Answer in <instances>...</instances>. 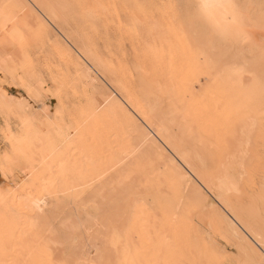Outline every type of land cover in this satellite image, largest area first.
Listing matches in <instances>:
<instances>
[{"label": "bare ground", "instance_id": "bare-ground-1", "mask_svg": "<svg viewBox=\"0 0 264 264\" xmlns=\"http://www.w3.org/2000/svg\"><path fill=\"white\" fill-rule=\"evenodd\" d=\"M192 1L196 4L197 8H199L201 19L205 22L209 21L210 23L218 25L225 19V17L234 19V12L231 8L230 0ZM92 2L91 3L94 5H91L94 7L92 9L90 8V10H94V12L101 11L102 9L100 8H103L104 5L106 6V3H108L106 2L104 4L102 3V0H92ZM98 2H101L100 6L98 5ZM134 2L132 1V3ZM77 3L79 4V2ZM84 3L85 2H83V4ZM3 4L4 1L3 3L0 2V76H2L4 81H6V79H10L12 84L16 78H18L17 80L19 82L24 83L26 81L31 83L30 88L27 87L28 97L30 96L29 99L31 101V96L34 95L37 102V98H40V94L43 93V91L42 93H38V89L44 83L37 80L39 75L36 72L37 70L34 69L37 66V64L35 66V63H38V60L35 63L34 61L36 60L32 61L33 65L31 64L32 62L29 61V66L31 64L32 67L27 65L28 69H26L25 64V67H20L23 68V71L21 72V76L18 77L16 73L17 71L15 70L16 68H14L16 66L15 64H12V60L15 58V55H11L14 53L13 48L11 51L13 53L10 52V54L8 52L9 47H11L8 46L11 39L14 41H19L18 43H20V41L23 42L24 37L22 38L23 33L21 31V27L25 25V21H23V24L19 23L20 17L16 11L13 13L14 7H11V2L10 4L8 3V5L6 3L4 5ZM83 4L82 7L84 6ZM203 4H207L209 7L203 8ZM79 6H81V2ZM85 6H88V4H85ZM134 6L136 7V4ZM82 7L81 9L84 12H90L89 7V11L86 10L87 7H84L85 10ZM96 8L100 10H97ZM110 10L117 12L115 7L110 8ZM46 11H48V9ZM84 12H81V14ZM97 15L98 18H100V15ZM82 17L84 21L83 23L87 24L89 17H85V14H83ZM178 24V27H175L174 24L172 26V24L169 25L167 23L168 32L172 37L171 39L168 38L169 40L167 42H164V44L166 43L165 46L161 45V48L163 49L159 47L157 50V44L154 43L156 45H149L144 52L146 54V56H144L149 58L148 61H153V67L155 64H157L156 67L163 69V73H160V70V74L157 73L158 70L154 73L152 72V74L149 76L150 81L147 82L148 84L144 86L141 91L143 95L142 98L136 96V87L134 89L133 87L131 88L128 86V89L122 84V78H125L129 72H126L128 69L125 67H123L125 69L118 67L114 70L117 75L120 70L121 74L118 75L119 78L122 77V70H126L124 73L126 72L127 74L121 78L122 83L120 82L117 88L116 86L113 88L117 89L120 94L124 95V101L122 100L123 103H121L122 101H120L119 98L112 96V93H108L107 97L102 101V104L106 105H101V103L97 101L96 97L90 93L91 91L88 89L90 80L89 78L92 75L94 76L95 73L98 74V71L95 70L94 66L89 61L88 54L86 52L83 50H77L78 53H76L75 51L70 50L68 47H65L64 50H58L57 54L59 61L64 64L66 72L71 73L70 71H72L74 75L73 78L70 80L68 79L67 75H62L61 77L56 76L49 79L51 80L52 87L54 88L53 90H56L55 92H57L56 95L54 94L55 96H53L52 92V96L55 98L59 109L57 110V115L54 114L56 116L51 115L53 116V120H49L50 118H47L46 121L42 122V118L40 122L36 118L39 121L38 122L35 117L27 113V106L20 102V100L23 98L22 96L24 95L22 87H19L22 83L14 84L12 86L11 90H14L16 94L11 95L7 88H3L4 81L0 82V114L5 120V122H3L5 123V132L7 133L4 135V137L5 140H7V149H10L8 150V153H4L3 156L0 153V174H2L0 175L2 177L1 179L7 187L13 184L11 182V170L13 164L18 166L20 172H22V167H19V165L23 166V172H25L23 175L24 179V176L28 177V175L33 177L32 178L29 176L30 178L27 179L30 183L24 184V179L18 176V178L20 177L19 183L21 184L18 185L19 189L15 186L17 191H15L16 189L14 188L15 190L7 194L3 193L4 191L2 192L0 189V264L4 263L5 260L3 259L5 257H10L8 256L10 255V252L11 255L14 254L12 264H53V262H55V264H64L63 261L56 262V259L55 261H52V258L49 256V254L46 255V252L45 255L43 253L44 258L42 259L41 263L40 259L39 263H37L38 259L27 261L23 257L27 254L29 255V253L31 256V250L36 251L35 248L39 247L37 246L39 243L44 244L41 239H44L43 237L48 234V226L45 227L47 223H45V220L43 219V222H40V216H38L44 204L45 197L49 195H55L54 197H56L59 194H64L65 196L66 194L70 199H79L78 196L80 194V188L86 185L90 186V184H94L95 181L98 182V180L101 179L103 175L106 176V174H109L110 170L114 169L116 165L119 164L117 162L121 160L120 157L117 159V162L115 161L117 153L120 154L123 150V152L129 155V153L133 152L131 151L133 145L131 147L129 146L131 143H127L130 142L127 140L133 135H136L137 137L139 136L140 142H143L145 146L150 148V150H153L156 153V159H159V161L162 163L161 167L158 166L159 163L155 165L156 163L154 161L153 162L155 164L152 162V159L155 158L152 154L153 158L150 159L151 161L147 159L148 168H146L147 165H145V162L142 160V163H144L143 168H139L136 172L134 170L133 173L136 175L135 178L139 177L140 180L144 182V187H147V196L151 198V205L149 207L141 205V207H137V209L134 208L135 210H131V216L135 217L136 220L138 219V221H141L142 219L147 220L148 217H152L149 218L150 222L151 220L154 222L153 217L155 218L156 215H158L160 218L161 216H164L165 218L167 217L169 219L167 220L162 217L164 222L168 221L166 222L167 227H169V224L172 226L171 231L168 230L171 229V227L167 228L164 226V222H161V224H163V226L167 229L166 230L163 227L165 235H167L166 233L169 234L170 232L171 234L173 232L171 237L169 236L170 234L167 235V240L163 235L162 238L164 240L160 241V244H163L160 245V247H163L162 251H164V255L166 253L163 260L164 264H177L182 262L184 264H187L188 262L190 264H194V262H196L194 249L198 250V253L195 252V254H197V261H199V258L203 255V253H206L204 252V249L206 248H202L203 251L201 249V247L204 246H201V244L205 243L204 239H200L202 243L199 242L200 244L197 246L196 244L193 245L194 242L196 243L198 241L196 238H200V236H202L200 234L203 233L201 226H203L202 222L204 217V222L207 220V218H209L208 226L211 225L212 230L215 232L214 235L217 234L215 236L219 237L218 239L224 243L225 248L233 249L236 252L235 254H237L238 258L237 260H234L235 262H239H236L237 264H264V46H262L260 50H258L256 53H253L249 57V61L245 70L242 68V64H239L240 66L238 65L239 68L234 67L233 62L235 61H231L229 56V60L226 59L223 65L220 62V67L214 59H211L210 56V59L204 56V51L207 47L206 45V47L202 45V41L204 39L201 41L202 43H200L198 39H195L196 37L194 38V36L189 35L191 32L185 29L187 26L184 27L182 22L181 24ZM89 27L91 28V32L95 34L97 33V29L93 25L90 24ZM123 27L124 26L122 25L121 28ZM45 28L46 26L43 23L38 24V31L41 36H44L45 34L48 36L47 29ZM27 31H29V28ZM117 31L119 32V28ZM26 35L27 33L25 32L24 36L26 37ZM154 40H152V43ZM166 40L164 38L162 42ZM204 42L205 44L208 43L205 40ZM14 44L17 43L15 42ZM22 45L23 44H21V46ZM25 48H27V46ZM91 50L93 53H96V49L92 46ZM143 50L145 49L143 48ZM92 52L89 54H93ZM226 55L223 57L227 58ZM200 60L202 65H200ZM151 61L149 62L150 64ZM215 62L220 68L216 67ZM108 65L110 69H113V66L110 63H108ZM199 65L200 67L205 66L203 67V71H199L200 68L198 71L202 72L204 76H207L209 83L207 82V85H202L205 86L204 88H201L202 86L199 87L201 90L196 92L194 91V88H191L192 86H188L182 83L185 81L178 79H183L184 76H186H183L186 68L190 70L192 66L196 68ZM29 68L31 70H29ZM197 69L198 67L195 69L196 72ZM217 69L218 71H215ZM34 71L36 72L37 77L34 75ZM186 71L188 72V70ZM190 72L193 74L195 73V76L198 75L197 77L199 78L200 74L197 73L196 75L194 69L193 72L192 69ZM164 74L165 76H163ZM161 77L163 80L165 77V80L167 81L168 79L167 82H170L173 85L167 84L168 88L166 87L165 89L154 87V82L159 80ZM128 78H130V74L125 78V80H128ZM127 80L124 82L127 83ZM146 80H149V78ZM160 81L161 80L158 82H162L163 84V81ZM194 82L197 83L195 79ZM176 83L178 85H175ZM76 84H80L82 87V96L85 102V105L82 107H73V105H71V98L64 97V93L62 94L64 89L68 88L69 85V89H71L72 86L75 87ZM159 86H161V84ZM71 94H74V92H71ZM159 94H166L165 96L170 94V105L171 110L173 111L171 113H173V117L177 119L184 128L182 130V127L180 128L178 124H176L180 128L181 133H186V135L189 133L190 135H188L190 137L191 132H193L192 136L194 135V132H198V134L200 133L202 135H207V141L208 138L213 139V136H211L213 132L219 133L220 139L218 140L217 138V140H215L217 136L216 133V136L213 139L219 143V146H221L219 150L217 149L218 143L215 142L217 145L214 146L211 141L207 142L204 136L203 138L205 141L202 143L201 140L203 141V139L201 135L195 134L197 138L200 137L199 139L201 140H199L200 142L198 143L203 144H200L203 146H201L202 148L206 146L208 147L209 143L211 142V146H209L208 149L206 147V150L211 153L210 148L213 147L214 151H217L214 154L211 153L209 155L210 158H208L206 155H202L203 153H201V151H198L201 149H193L198 151L197 153H201L200 155L198 154V156L201 158L207 157V159H205V161L207 160L206 163L208 162L207 165H201V160L196 158V154L194 156L192 154L185 153L183 151L182 144H180L181 142L179 143L178 139L174 140L172 137L168 136V128H165L162 124L165 122V118L164 122H162L160 125H158L159 123L156 124L155 119H157V115L155 111H153V108L151 109L152 103L150 104L149 100L151 98L156 99ZM103 106L105 108H102ZM171 113L169 118L172 117ZM12 124L16 126V128L14 126L12 127L15 128L17 133L12 132ZM164 125H166V123ZM175 133L177 134V132ZM171 135L174 136L172 130ZM195 135L193 138L194 142L196 141ZM177 137L178 134L175 138ZM191 137L189 140L186 139L187 141L184 139V142H187L188 144L191 143ZM125 143L127 146L126 148H123L122 145L124 146ZM114 144H119L117 146H121L119 147L120 149L116 150L115 148L114 150ZM193 147L194 146H191V148ZM198 147L201 148L200 146ZM164 148L166 150L171 149L169 152H167L171 154V157L173 156V159L164 152ZM126 149L127 151L130 149L131 152L127 153ZM146 153H149V151ZM150 155L148 154V156ZM142 157H144V154ZM135 159L137 160V158ZM137 161H135V163L137 162L138 164L136 163L135 166H133V164L131 168L136 167V165L138 167L142 165L139 160ZM152 166L160 168L155 169L154 167L153 169ZM128 168L130 167L128 166ZM119 171H115V173L117 172V176H115L117 178L119 177ZM128 172L127 175L130 174L131 170ZM133 173H131L132 177H134ZM131 174L129 176H131ZM191 177L197 180L198 184L200 183L199 185H201V188L203 187L204 189H202L203 192L200 186H198L195 181H192ZM117 178L115 179L118 181H114L115 184H113L115 186L113 188L111 187L110 189L112 190H110L107 194L110 195V193L112 194L115 193L114 191H116L117 195H112L115 197L117 196L116 201L118 200V204H122L123 202L125 203V199L122 198V200H120L121 196L118 195V191L124 190L123 188L126 189V187H124L126 184L123 186V188H120L122 185L117 188L116 183L123 184L126 182V178L123 179L121 176L119 177L120 179ZM121 179L124 180L123 183ZM136 180H134V183H136ZM13 181L16 180L14 179ZM144 187L142 190H144ZM163 188L165 193L162 191ZM100 190L101 192L102 190L104 192L106 191L104 188ZM100 190H97L95 194L96 197L98 196L99 198H102L99 192ZM124 191L128 192V190ZM161 192H163V196L161 195ZM129 193L131 196L132 191L130 192V189L125 195H129ZM91 194L92 192L90 195ZM107 194L104 195V198H107V201L111 200L110 197L112 196L107 197ZM165 194L167 196H165ZM68 197H66V199ZM115 197H112V200ZM112 200L110 202H112ZM77 202L75 201L74 203ZM105 202L103 201L104 204ZM97 204L100 206V203H96V205ZM124 205L125 204H123V206ZM126 205L128 204L126 203ZM125 208L126 211H129L127 207ZM125 208L123 209V212H126ZM127 214L130 215V213ZM43 223H45L44 226L42 225ZM148 224L146 221V225ZM71 226L72 225H70V227ZM209 229L211 228L208 227L207 230ZM43 232H46L47 234L45 233L44 235ZM212 232L213 231H211V233ZM48 236H46L45 241L46 239L49 241L47 238ZM209 236H212V234H209ZM202 237L204 238V236ZM214 240L215 239L213 238V241ZM213 241L211 242L213 243ZM211 242L210 240L208 241V243ZM12 243H14V246ZM59 243L61 244V241ZM59 243L57 242V244ZM117 244L118 241L116 245ZM35 245L37 247H35ZM208 245L210 244H205L208 249L206 250L207 254L205 255L209 256L210 254L211 256L212 254L213 256V254L219 253L220 248L216 246L214 247V251L216 252L213 251V253H208L213 250L212 249L209 251ZM212 245L213 244H211L210 247ZM9 246H11V248L12 246L15 247L14 251L8 250ZM128 246L126 243V247ZM195 246L197 248H195ZM122 247L124 248V246ZM178 248H180V250H178ZM176 249L177 252H175ZM123 250L125 251L124 257L125 255L127 256V254H130L127 252V249ZM41 251L42 250H40V252ZM44 251L45 250H43V252ZM201 251L203 253H201ZM174 253L180 254L176 257V254L174 255ZM199 253L201 254L198 258ZM220 253V256L224 255V251H220ZM171 254L174 255V259L178 258L179 261L175 260V262H173L174 259L172 258L173 256ZM202 257L203 258H200V260L205 264L206 261H208V258H204V256ZM215 257L212 259L214 260L217 258ZM223 257V261L228 260L226 259V255ZM219 258L220 261H218L217 264H220L222 261L221 257ZM45 259H47L46 262ZM43 260L44 263H42ZM122 260L124 262V259ZM127 260L126 263L130 264L129 261H131V258H129L128 262ZM209 261L212 260L209 259ZM201 262L197 263L201 264ZM212 263L216 264L215 260L210 264ZM224 263L228 264L226 261H224ZM234 263L231 261V264Z\"/></svg>", "mask_w": 264, "mask_h": 264}, {"label": "rangeland", "instance_id": "rangeland-1", "mask_svg": "<svg viewBox=\"0 0 264 264\" xmlns=\"http://www.w3.org/2000/svg\"><path fill=\"white\" fill-rule=\"evenodd\" d=\"M3 1H4V4L6 3L7 5H8V3L10 4V2H11V7H14L13 13H15L14 11H16L18 16L20 17L19 18L20 24H23V21H25L24 22L25 25H23L24 28L21 27L22 30L19 29L23 33V36H22V38L24 37L23 42L20 41V43H18L19 41H14L13 39H11V41L8 44V46H11V47H9L8 52L10 53L12 51V48H13L14 53L11 52L13 54H11V53L10 54L12 56L15 55V58L12 60V64H15L16 67H14V65H13V67L16 68L15 70L17 71L16 73H17V76L19 77V76H21V72L23 71L22 70L23 68H20V67H23L25 64L26 69H28L27 65L29 66V61L32 62V61L36 60V61H34V63H35L38 60V63H35V66L37 64V66H36L37 68L35 67L34 69L37 70V71L36 70L35 71L39 75V78L37 77L35 71H34V75H36L37 80H39V82L40 81L44 82L41 86L42 88L40 87L38 89V93H42V91H43V93L40 94V96H39L40 98H37V102H36V98L34 95L31 96V101H30V99H29L30 96L28 97V93H27L28 92L27 87L30 88L31 83H28L26 81L24 83H22V82H19L17 80L18 78H16V79H14L13 84H12L11 83L12 81H10V79H6V81H4L2 76H0V82L4 81V87L3 88H7L8 92L11 95L16 94V92L14 90H11L12 86L14 84L22 83L19 87H22L24 95L22 96L23 98L20 100V102L24 103L27 106V113L30 114L31 116L35 117V119L37 118L40 121L43 118L42 122L46 121L47 118H50L49 120H53V116H51V115H54V114L57 115V112H58L57 110H59L58 104L56 103V100L53 97L56 95L57 92H55L56 90L55 91L53 90L54 88L52 87L51 80H49V79H51L52 77H56V76L61 77L62 75H64V76L67 75L68 79L71 80L74 76L72 71H70L71 73L66 72L64 64L61 61H59V59H58V54H57L58 50H60V49L64 50L65 47H68L70 50H73L76 53H78L77 50H81V51L83 50L84 52H86L88 54L89 61L94 66L95 70L98 71V74L95 73L94 76L92 75L89 78L90 80H89L88 89H89V91H91L90 93H92L96 97L97 101H99L101 103V105L105 106L106 104H102V101L107 97L108 93H112V96L119 98L120 101H122V100L124 101V97H123L124 95L120 94L117 91V89H114V88H115V86L117 88V86L120 82L122 83L121 78L125 74H127L128 72L129 73L127 74V76L130 74V78H128V80L126 79L128 82L125 83L124 81H126L125 78L127 76H125V78L123 77L122 78L123 79L122 84L124 86H126V88H128V86H129V87H131V88L133 87L135 89V87H136L135 94L137 97H140V98L143 97L141 91H142L143 87L148 84L147 82L150 81L149 76L152 74V72L154 73L158 70L157 73H159V70H160V73H163V69L156 67L157 64H155V66L153 67V64H152L153 61L150 60L152 65L149 63L150 62V61H148L149 58L145 57L146 54L144 52L146 51V48L149 45H153L154 43L157 44V45L156 44H154V45H156V48L158 50L159 47L161 48L162 46H165L166 43L164 44V42H167L169 39H171L172 36H170V34L168 32L167 23L169 25L172 24V26L174 24L175 27H178V25H179L178 23L181 24V22H182L184 27L187 26V28H185V29L187 31L189 30L191 32V34H189V33L188 34L190 36H194V38L196 37L195 39H198L200 43L203 42L202 45L204 47L207 46L205 48V51H204V56L208 57L209 59H210V57H211V59H214L220 67H221V65H220L221 63L223 65L224 61H226V59L229 60V58H230L231 61H235V62H233L234 67L239 68V66L242 64V68L245 70V68L247 67L248 61H249V57L253 53H256L258 50H260L262 48V46H264V41H263L264 40V0H230L231 8L233 9V12H234V19H232L230 17H225V19L223 21H221L218 25H216L214 23H210L209 21L208 22L203 21L201 19V16H200L199 8H197L196 4L192 0H135V2H134V0H102V3H104V4L106 2H108V3H106L107 5L106 6L104 5L103 8H100V9H102L101 10L102 12L99 11L101 13H99L96 10L95 11L98 13L94 12V10H90V8L92 9L94 7V6H92V5H94V4H92V3H94V2H92V0H78V1L77 0H0L1 3H3ZM97 1H99V0H97ZM132 1L134 3H132ZM77 2H79V4L81 2V6H79V4ZM83 2H85V3L83 4ZM137 3H138V5H137ZM82 4L84 5L83 7H82ZM85 4L86 5L88 4V6H85ZM135 4H136V7L134 6ZM12 5H14V6H12ZM98 5L100 6L101 2L100 3L98 2ZM140 6H142V7H140ZM45 7H46V10L48 9V11L45 10ZM81 7L83 9H84V7H87L86 10L87 11L90 10V12H87V13H86V11L84 12L81 9ZM88 7H89V10H88ZM114 7H115L117 12H115L114 10H110V8H114ZM78 9H80V10H78ZM96 9L100 10L98 8H96ZM48 12L50 15L48 14ZM81 12H84L83 14H85V17H89L87 24L83 23L84 22L83 21L84 16L82 17L83 14H81ZM17 14H16V16H17ZM97 14L100 15V18H98ZM21 19H23V20H21ZM169 20H170V22H169ZM40 23H43L46 26L45 29H47L48 36H47V34H45L44 36H41L39 34L38 24H40ZM118 23L120 24V26ZM90 24L93 25L97 29L96 34L91 32V30H90L91 28L89 27ZM122 25L124 26L123 28H121ZM117 26H119V27H117ZM28 28H29L30 32L27 31ZM118 28H119L120 33L117 31ZM125 29H127V30H125ZM134 31H135V33H134ZM25 32L27 33L26 37L24 36ZM132 32H133V35H132ZM25 38H26V40H25ZM164 38H165V40L166 39L167 40L162 42V40ZM203 39L205 41H207L209 44L208 43L205 44ZM152 40H154L153 43H152ZM158 41H160V42H158ZM15 42L17 44H14ZM33 42L35 45L33 44ZM138 43L140 44V46ZM161 43H163V44H161ZM21 44H23L25 47L27 46V48H25L22 45L24 47L23 48L21 46ZM91 46L96 49V53L92 52ZM14 48H15V50H14ZM143 48L145 50H143ZM161 49H163V48H161ZM91 52L93 54H89ZM136 52H137V54H136ZM161 52H162V50H161ZM23 53H27V54H23ZM225 55L227 56V58L223 57ZM228 56H229V58H228ZM36 58H38V59H36ZM109 59H111V60H109ZM216 62H215L216 67L220 68L219 66H217ZM108 63H110L113 66V69H110ZM31 64L33 65V62ZM31 64L29 67H32ZM150 65L152 66V68ZM200 65H202L201 60H200ZM200 65L197 66L198 67L197 72L195 70L197 67L195 68L192 66V68H191L192 72L194 69V72H196V75H197V73L200 74L199 78L197 77L198 75L195 76V73L193 74L190 72L191 69L189 70L188 68H186L184 71V74L181 73V74H183V76L186 75L183 78L184 80L180 79V78L178 79V80L185 81L182 83H184L188 86H192L191 88L192 89L194 88V91H196V92H199L201 90V88H204L205 86H202V85H207V82H208L207 76H204L202 74V72H199V71H203V67H205V66L200 67ZM118 67L122 68V69H125V68L128 69V71L121 69L123 74H122V77H120V78L118 76L121 74L120 70L118 72V75L116 74V72L114 70L115 68H118ZM123 67H125V68H123ZM199 68H200V70H199ZM29 70H31V69L29 68ZM186 70H188L189 73ZM18 71L20 72V74ZM124 71H126L127 73L126 72L124 73ZM215 71H218V69ZM32 72H33V70H32ZM163 76H165V74ZM148 78H149V80H146ZM161 78L160 79L158 78V79L163 81V84L161 81H160L161 83H159L158 82L159 80H157L156 82H154V84L152 83L154 87L165 89L166 87L168 88L169 84H172L170 82L168 83L167 82L168 79L166 81L165 77H164V80H163V78L162 79ZM188 79H189V81H188ZM194 79L196 80L197 83L194 82ZM130 80H133V81H130ZM134 81H135V83H134ZM177 82H179V81H177ZM49 84H50V86H49ZM130 84H131V86H130ZM160 84H161V86H159ZM175 85H178V84L176 83ZM199 87H201V88L199 89ZM69 88H70V85L68 88L64 89V92H62V94L64 93L63 96L71 98V101H72L71 105H73V107L74 106H78V107L84 106L85 102H84V99L82 96L81 85L76 84L75 87L72 86V88H71L72 90ZM52 92H53V96H52ZM71 92H74V94H71ZM168 92H169V90H168ZM25 95L27 98L25 97ZM165 95L166 94H164V95L159 94V96L155 95V96H158L157 98L155 97L156 99L151 98L149 100L150 104L152 103L151 109L153 108V111H155V113L157 115L156 116L157 119H155L156 124L159 123L158 125H160L162 122H164V118H165V122L162 124L165 128H168V132H167L168 136L172 137L174 140L178 139L179 143L181 142L180 144H182V148H183V151L185 153L192 154L194 156L196 154V156H197L196 158H199L201 160V165H203V166L207 165L208 162L206 163L207 160L205 161V159H207V157L210 158L209 155L211 153L214 154L217 151H214V148L211 147L210 148L211 153H210V152H208V150H206L207 146L202 148L203 147L202 143H204L205 140L207 141V135H202L199 133L203 139V141H202L201 139H199L200 137L197 138V136L195 135V134H198V132H196V133L194 132L195 137L198 139V141H197V139L195 138L196 143L193 141L194 140L193 139L194 135L192 136L193 132H191L192 137L190 136L191 137V143L188 144L187 142H184V139L189 140L190 134L187 132L189 134V135L187 134L188 135V137H187L186 133H181V130H180V128L182 127L181 123L177 119H175L173 117V113H171L173 111L171 110V105H170L171 104L170 94H167V96H165ZM32 97H34V98H32ZM27 99L29 102L27 101ZM155 100H157V101H155ZM123 101L121 103H123ZM104 106L102 108H105ZM161 109H162V111H161ZM166 111H167L168 115L166 114ZM170 113H171L172 119L169 118ZM47 115H49V116H47ZM56 115H54V116H56ZM3 118L4 117L0 114V153L2 156L4 153L7 154L8 150H10V149H7L8 148L7 142H6L7 140H5V137H4V135L7 132H5V123H4L5 120ZM171 120H172V122H171ZM170 122H171V125H170ZM165 123H166V125H164ZM176 124H178V126L180 128ZM12 126H14V125L13 124L11 125V129L13 128L12 132L17 133L15 131L16 126H14L15 128ZM181 129L183 130L184 128L182 127ZM171 130H172V133H174V136L171 135ZM175 132H177V134H178L177 138H175L177 136V134ZM215 133L213 132V134L211 136H213V139H214L215 136L217 135L215 140H217V138L219 140L220 139L219 133H216V135H215ZM203 136H204L205 140H204ZM179 138L182 139L183 141L180 140ZM130 139L127 140V141H130L127 143L128 144L131 143V144H129V146H131V147L133 145V148H131V151H133V152H131L130 149H128V151L126 149L127 153L131 152V153H129V155L126 154L125 152H123V150H122L123 153L122 152L120 154L117 153L115 161L117 162V159H119V157L121 160L119 162H117L119 164H117L116 167L114 168L116 170L111 169L114 172H112L110 170L111 174L110 173L106 174V176L103 175L101 177V179L98 180V182L95 181L94 184L91 183L93 185L90 184V186H87V185L83 186L82 188H84L85 190L80 188V190H79L80 194L78 196L79 199H77V198H76V200L70 199L66 194H65V196H64V194H59L58 196H56L58 198L54 197L55 195H49V196L45 197L44 204H43L38 216H40L39 217V219L41 220L40 222H43V220H45V223H47L45 225V227L48 226L47 227L48 230L46 229L48 231V234L46 232H43L44 235L46 233L47 234L46 236L49 235L51 237H49V236L47 237L49 240V241H47V239H46L47 242L45 241L46 236L43 237L44 239H41V241L44 242V244L40 241L42 244L39 243L37 245L39 247H37L35 245V247H37V248H35V247H33V248H35L36 251L34 250L35 251L34 252L33 250H31V256H30V253H29V255L25 254L26 256H23V257L27 261L38 259L37 263H39V259H40V263H41L42 259L44 258V255L47 253L46 255L49 254V256L52 258V261H55V259H56V262L63 261L64 264H77V261H83V262H85V264H121V262H122V264L123 263L127 264L126 260L127 259L129 260V258H131V261H129L130 264H164L163 260H164V256L166 255V253L164 255V251H162L163 247L162 246L160 247V245H163V244H160L161 243L160 241L164 240L162 238L163 235H164V237H166L165 238L166 240L168 239L167 235L170 234L169 231L172 230V226L168 223L169 227H171V229H168L169 234L166 233L167 235H165V232H164L165 227L164 226L167 227L166 222H168V221L164 222V219L162 220V217L165 218L164 216H161V218H160L158 215H156V216L154 215L155 216V218L153 217L154 222L152 220L150 222L149 218H152V217H148L149 220L148 219L147 220L142 219L141 221L140 220L138 221V219L136 220L135 217L131 216L132 215L131 210H133L134 208L137 209V207L139 208V207H141V205L145 206V207H149L151 205V198L147 196V194H148L147 187H144V185H145L144 182L142 180H140V178L138 176L137 177L139 179L135 178L136 175H134V173H133L134 170L136 172V171H138L139 168H143L144 163H142V160H143V162H145V165H147L146 168H148L147 159L148 160L152 159L153 155L155 158L152 159V162L154 161L156 163L155 164L153 162L155 165H157L159 163L158 166L161 167L162 163L159 161V159H156L157 156L153 150H150V148L145 146V144H143V142L142 143L140 142L139 136L137 137L136 135H133L132 137H130ZM211 139L212 138H208L207 142L211 141L214 144V146H216L217 145L216 143H218V142H216L213 139H212L213 140L212 141ZM199 140H201L202 143H198V142H200ZM211 142L209 143V145L208 144H205V145H208V147H209V146H211L210 145ZM4 144H6V145H4ZM200 144H202V145H200ZM117 145H119V144H116V145L114 144V150H115V148H116V150L120 149L119 147H121V146L118 147ZM112 146H113V144H112ZM126 146H127L126 143L124 146L122 145L123 148H126ZM191 146H194V147L191 148ZM198 146H200V147L202 146V147L199 148ZM217 146H218L217 149L219 150L221 147V146H219V143ZM208 147H207V149H208ZM194 148H195V150L201 149L198 151H201V153H203L202 155H204V156L206 155L207 157L201 158L200 156H198V154L200 155L201 153H197L198 151L193 150ZM167 149H169V148H167ZM215 149H216V147H215ZM169 150H171V149H169ZM169 150H166L164 148V152L167 153L171 157V154L168 153ZM145 151L146 152L149 151V153H146ZM150 152H151V155H150ZM124 154H126L128 156H126ZM143 154H144V157H142ZM148 154L150 156H148ZM133 158L134 159L137 158V160H139L142 165H140L139 167L136 165V167H133L134 169L131 168L133 164H134L133 166H135V164L138 162L136 159L134 160ZM133 160H134V163H133ZM135 161H137V162L135 163ZM153 163H151V164H153ZM151 164H149V165H151ZM128 166L131 169L128 168ZM19 167H22V169L20 168L22 170V172H20V170L18 169V166H16L15 164L12 165L11 182L13 184L9 185L8 187L5 186V183L2 181V179H1L2 177L0 176V189L2 192L4 191L3 193L8 194L9 192H12L15 189H16L15 191H17L18 185L21 184V183H19V178L21 177L22 179H24L23 175L25 173V172H23V166L19 165ZM154 167H155V169L158 168V167L156 168V166H154ZM154 167H153V169H154ZM118 169L121 171H119ZM130 170H131L130 174L133 173L134 177H132V174H131V176H129L130 174L127 175V172ZM115 171H117V172L119 171V177L121 176L123 179L126 178L125 179L126 182H124V180L121 179L122 183L124 182L123 184L116 183L117 188L120 187V185H122V187H120V188H123V186L126 184V186H124V187H126V189L125 188H123V189L128 190V192H129V189H130V192L132 191V193H131L132 198L130 196V193H129V195L128 194L125 195L126 193H128L127 191H124V190L118 191V195L121 196L120 200H122V198L125 199L124 200L125 203L123 202L122 204H118V200L116 201L117 196L115 197L114 195H112V194H116V191H114L115 193H112V194L110 193V195L107 194L110 190H112L110 188L111 187L113 188L115 186L113 184H115V182L118 181L115 179V178H117V177H115V176H117V172L115 173ZM0 175H2V174H0ZM12 175H13V177H12ZM18 176H20V177L18 178ZM29 176L32 177L31 175H28V177L24 176L26 179V180L24 179V184L30 183L29 180L27 179V178H30ZM119 177L117 179H120ZM13 178L16 181H13L14 180ZM100 180H102V181H100ZM134 180H136V183H134L135 182ZM30 181L32 182L31 179H30ZM192 181H195L196 184L198 186H200V188H201V185H199L200 183L198 184L197 180L192 178ZM139 185L143 186L144 190H142L143 187H140ZM102 188H104L106 191L104 192L102 190V192H101L100 189H102ZM115 189H113V190H115ZM202 189H203V187L201 188V190ZM97 190H100L99 192H100L102 198H99L98 196L96 197L95 193ZM203 190H202V192H203ZM162 191L165 193L164 188ZM91 192H92V194L90 195ZM163 192H161L162 196H163ZM102 193H104V194H102ZM106 194H107V197H109V196L115 197L114 198L115 200L114 199L112 200V197H110L112 202H110L111 200H108L109 201V203H108L107 198H104L105 197L104 195H106ZM165 196H167V195L165 194ZM66 197H68L69 199L68 198L66 199ZM60 198H62V199H60ZM110 198H108V199H110ZM75 201L76 202L78 201V202L74 203ZM103 201L104 202L106 201L105 202L106 206L103 203ZM101 202L104 204V206ZM96 203H100V206L102 204L103 207L102 206L100 207L99 204L96 205ZM126 203L128 205H126ZM123 204H125L124 206L127 207V209H129V211H126V208L123 206ZM123 207L125 208L126 212H123V209H124ZM93 209H96V210H93ZM127 213H130V215H128ZM126 215H128V216H126ZM165 219L169 220L167 217ZM204 219H205V217L203 218V222H202L203 226H201V228H202L201 230L203 233L200 234V235L204 236V238L202 236H200V238L199 237L196 238L198 241L196 243L194 242L193 245L196 244V246H197L198 244L202 243V241L200 239H204L205 243L201 244V246L204 245L203 247H201V249L206 248V249H204V252H206L205 254H207L206 250H208L207 247L205 246L206 243L210 244V245L211 244L214 245V246L212 245L211 247H210V245H208L209 251H211L213 249L211 252H208V253H213V251L215 250L214 249L215 246L219 247L221 252L224 251V255H221V256L219 255L220 251L217 254L215 253L216 257L218 258L217 259L215 257V254H213V256H212V254H211V256H210V254H209V256L205 255L202 252L203 251V249H202V251H201V253H203L202 256H204V258L205 257L208 258L207 259L208 261H206L205 264H208V262L210 264L212 261L214 262V260L217 264L218 261H220L219 257H221V260H222L224 258L223 256H225V255L227 257V258L226 257L225 258L228 260H224V261H226L228 264H231V261L234 263L235 262L234 259L237 260V258H238L237 254H235L236 252L233 249L225 248L224 243L220 239H218L219 238L218 236H215L217 234L214 235L215 232H214V230H212L211 225L208 226L209 218H207V220H205V222H204ZM143 221H145V222H143ZM146 221H147V224L149 223L148 225H146ZM161 222L164 224V226H163V224H161ZM45 223H43L42 225L44 226ZM68 225H69V227H68ZM70 225L75 226V227H72V226L70 227ZM169 227H167V228H169ZM206 227L207 228L209 227L211 229L207 230ZM162 228H163V231H162ZM211 231H213V232L211 233ZM49 232H50V234H49ZM208 233L210 235L212 234V236L214 235L215 237L209 236ZM171 234L169 235L170 237H171ZM205 235H206V238H205ZM207 238H209V239H207ZM213 238L215 239L214 240L215 242L213 241ZM196 239H195V241H196ZM209 240H210V242L213 241V243L212 242L208 243ZM60 241H61L62 245L59 243ZM117 241H118V244L116 245ZM45 242L47 243V245ZM57 242L59 244H57ZM126 243H127V246L129 245L128 247H126ZM13 244L14 243H12V245ZM52 244H53V246H52ZM221 244H222V246H221ZM13 246H12L13 249L11 248V246H9L8 250L14 251L15 247H13ZM40 246H41V248H40ZM45 246H47V247H45ZM122 246H124V248ZM196 246H195V248H197ZM37 249H39V250H37ZM123 249H125V250L127 249V252L130 253V254L126 253L128 258L126 255L124 257L125 251ZM40 250H42L41 251L42 253L40 252ZM43 250H45V251L43 252ZM178 250H180V248H178ZM194 250H195V252L198 251L197 249H194ZM39 252H40V254H39ZM175 252H177V249ZM195 252H194V256H195L196 262H194V264H198L197 262H201L200 258H203V257L200 256L201 253H199L198 258H199V256H200V258H199V261H197V254H195ZM214 252H216V251H214ZM36 253L38 254V256ZM43 253H44V255H43ZM32 254L36 255V256H33ZM121 254H122V258H121ZM175 254L176 253H174V255ZM179 254L180 253L176 254V257L179 256ZM220 254H222V253H220ZM13 255L14 254L11 255V252H10V255H8L10 257H5L3 259V260H5L3 264H12L13 263L12 259L14 257ZM129 255H130V257H129ZM174 255H172L173 257L171 256L173 259H174ZM47 257H45V258H47ZM214 257L216 259L213 260L212 258H214ZM122 259H124V262ZM209 259L212 261H209ZM46 260L47 259H45V262H46ZM128 260H127V262H128ZM175 260L179 261V259L177 258V259H174L173 262H175ZM224 261L222 260L220 262V264H226V263H224ZM236 262H238V261H236ZM236 262L234 264H237ZM42 263H44V260ZM182 263H177V264H182ZM191 263H193V262H191ZM202 263H203V261L201 262V264ZM165 264H167V263H165Z\"/></svg>", "mask_w": 264, "mask_h": 264}, {"label": "snow or ice", "instance_id": "snow-or-ice-1", "mask_svg": "<svg viewBox=\"0 0 264 264\" xmlns=\"http://www.w3.org/2000/svg\"><path fill=\"white\" fill-rule=\"evenodd\" d=\"M202 7H203V8H208L209 5H207V4H203ZM53 264H55V262H53ZM77 264H85V262H83V261H77Z\"/></svg>", "mask_w": 264, "mask_h": 264}]
</instances>
